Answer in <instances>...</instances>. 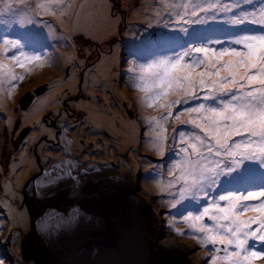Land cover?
<instances>
[{"label":"rangeland","instance_id":"1","mask_svg":"<svg viewBox=\"0 0 264 264\" xmlns=\"http://www.w3.org/2000/svg\"><path fill=\"white\" fill-rule=\"evenodd\" d=\"M33 2L0 0V10L9 5L13 9H28ZM186 3L188 0H61L55 15H41L27 32L13 26L11 16L0 17V39H17L24 51L44 49L51 57L41 67L32 65L30 70L16 67L14 71L22 79L11 92L7 82L0 89V261L3 264H34L23 254V242L31 229L29 190L54 167L87 172L109 169L119 178L126 177L133 192L148 207L159 238L171 233L181 243L184 258L194 264H210L205 257L215 255L209 250L211 246L199 244L183 220L187 214H196L195 207L184 201L172 208L170 200L164 198L163 186L173 179L167 169L177 160L169 152L171 143L165 145L164 155L155 149L160 129L146 121L163 117L167 110L159 104L148 107L146 94L139 90V72L129 71L164 53V40L173 33L157 20L167 11H181L180 5ZM261 4L264 0H254L253 5L244 7L258 9ZM49 22L54 36L48 35ZM35 23L39 27L35 28ZM70 23L80 30L68 34ZM190 32L194 35L184 40H195L197 33L201 40L209 35L228 39L243 33H260L261 28L252 24L211 23L206 27L193 26ZM103 54L107 57L100 62L99 56ZM203 70V67L198 69ZM114 74L113 82L109 75ZM200 102L210 103L201 100L193 101L192 105ZM60 108L67 112L74 110L77 117L63 113L56 120L59 126L56 129L52 120L48 124L47 119L56 118ZM190 118L185 111L180 113L179 120L161 121L169 141L175 129L186 134L192 130L193 126L182 123ZM56 131L58 138L54 135ZM66 137H70L68 142ZM261 187H264V168L257 165L254 182L244 190ZM250 244L253 250L261 247L258 241ZM255 264H264V260Z\"/></svg>","mask_w":264,"mask_h":264},{"label":"snow or ice","instance_id":"2","mask_svg":"<svg viewBox=\"0 0 264 264\" xmlns=\"http://www.w3.org/2000/svg\"><path fill=\"white\" fill-rule=\"evenodd\" d=\"M253 4L254 0H188L180 5L181 11L165 12L157 23L173 33L164 40L166 50L129 69L139 72V90L146 94L148 107L159 104L167 110L163 117L146 121L160 129L155 149L164 155L165 145L171 143L169 152L177 160L167 169L173 179L163 186L164 198L172 208L184 201L195 207L196 214L183 220L199 244L211 246L215 255L205 257L210 264L264 260V187L244 190L254 182L255 167L264 168V4L258 9L244 7ZM58 5L61 0H34L28 9L9 5L0 10V17L11 16L13 26L27 32L41 15H55ZM211 23L252 24L261 32L228 39L209 35L202 40L197 33L195 40H184L194 35L193 26ZM51 28L47 23L48 35L54 36ZM23 48L17 39H0V89L7 82L11 92L22 79L16 67L30 70L51 59L44 49L29 53ZM201 67L204 70L198 71ZM201 100L210 103L192 105ZM185 111L191 118L182 123L192 130L186 134L175 129L169 141L161 121L179 120ZM250 212L255 214L248 216ZM60 227L55 220L50 222L53 231ZM250 241L260 242V249L253 250Z\"/></svg>","mask_w":264,"mask_h":264},{"label":"water","instance_id":"3","mask_svg":"<svg viewBox=\"0 0 264 264\" xmlns=\"http://www.w3.org/2000/svg\"><path fill=\"white\" fill-rule=\"evenodd\" d=\"M27 207L23 254L34 264H194L157 237L143 199L113 175L47 186Z\"/></svg>","mask_w":264,"mask_h":264},{"label":"bare ground","instance_id":"4","mask_svg":"<svg viewBox=\"0 0 264 264\" xmlns=\"http://www.w3.org/2000/svg\"><path fill=\"white\" fill-rule=\"evenodd\" d=\"M34 27L36 28V27H39V26H38V24L35 23ZM67 27L70 28L68 34H70L72 32H75L77 30H80V29H78V27L76 25H74V24L71 25V23ZM106 57H107L106 54H103L102 56L100 55L99 56V61L102 62L103 58H106ZM116 71H117V69H115V72ZM103 73H105V72H103ZM115 77H116V74L109 75L110 81L114 82L116 80ZM65 139H67L66 142H68L70 137H68V138L66 137ZM65 144L68 145V143H65ZM101 175H113L121 184H123L124 186L128 187L130 190L133 191V188L130 186L131 183L129 184V181H126V177L125 178H123V177L119 178V175L115 174V171H112V170H109V169H104V170L102 169V170H93V171H88L87 172L85 170H73L70 167H66L64 169H57L55 173H53V170H51V172H49L48 176H44L42 179L36 180L35 188H31L29 190V197H30V195L33 192H36V191H38L40 189H43V188H45L47 186H50V185L59 184V183H63V182L74 181V180L87 181V180L91 179L94 176H101ZM157 237L159 238L158 235H157ZM160 240H162V241H164V242H166V243H168L170 245H173L175 247L180 248L183 251V254H184V250H183V247H182L181 243H179V241L176 238H174L171 233L164 234V239L161 238ZM15 264H19V263L16 262Z\"/></svg>","mask_w":264,"mask_h":264},{"label":"flooded vegetation","instance_id":"5","mask_svg":"<svg viewBox=\"0 0 264 264\" xmlns=\"http://www.w3.org/2000/svg\"><path fill=\"white\" fill-rule=\"evenodd\" d=\"M80 100V99H79ZM27 101H30V98H27L26 99V102ZM63 113H66V114H68V116L70 117V118H75V117H77L76 115H75V111L74 110H70V111H68L67 112V110H64L63 108H60V110H59V112H58V116H56V118H54V119H51V118H48L47 120V123L49 124V119L50 120H52V122H53V125H54V127L56 128V129H58L59 128V126L57 125L58 123H57V118L59 119V118H61V116H62V114ZM51 114V113H50ZM50 117H51V115H50ZM55 131V130H54ZM54 135L57 137V136H59V132L58 131H56L55 133H54ZM58 138V137H57ZM44 140L45 141H49V142H53L52 141V139H48V138H44Z\"/></svg>","mask_w":264,"mask_h":264}]
</instances>
